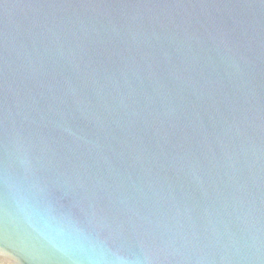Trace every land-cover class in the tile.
I'll return each instance as SVG.
<instances>
[{
    "label": "water",
    "instance_id": "95a60500",
    "mask_svg": "<svg viewBox=\"0 0 264 264\" xmlns=\"http://www.w3.org/2000/svg\"><path fill=\"white\" fill-rule=\"evenodd\" d=\"M0 264H264V0H0Z\"/></svg>",
    "mask_w": 264,
    "mask_h": 264
}]
</instances>
